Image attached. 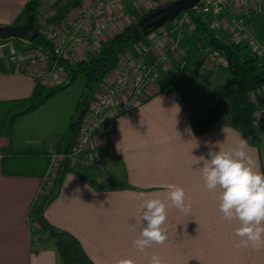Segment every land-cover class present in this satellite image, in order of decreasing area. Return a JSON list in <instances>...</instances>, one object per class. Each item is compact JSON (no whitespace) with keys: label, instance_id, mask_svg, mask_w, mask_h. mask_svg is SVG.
Segmentation results:
<instances>
[{"label":"crops","instance_id":"0c3cea01","mask_svg":"<svg viewBox=\"0 0 264 264\" xmlns=\"http://www.w3.org/2000/svg\"><path fill=\"white\" fill-rule=\"evenodd\" d=\"M29 1L0 0V25L18 26ZM100 1L44 0L35 20L38 32L52 29L62 33L71 28L82 11ZM152 8L149 4L141 9L126 7V17L95 39L91 35L98 22L81 29L78 34L87 38L91 47L81 45L63 60L74 66L96 56L115 35L152 12ZM248 27L264 42V13L253 15ZM20 43L8 40L0 45V103L30 98L37 85L51 88L37 75L46 69V64L32 66L23 61L19 50L9 51L12 46L8 45L17 48ZM23 43L30 49L25 53L28 58L34 48ZM132 49L126 50L121 59L132 54ZM119 65L97 88L95 102L116 77ZM163 79L164 87L160 85ZM226 82L225 69L207 67L199 54L188 63L172 62L162 73L152 97L118 117L104 135L93 137L91 146L100 154L99 164L90 162L85 153L70 154L67 147L62 154L49 152L47 157L35 158V162H43L39 173L6 175L2 164L9 161L12 168L21 160L15 157L23 146L35 141L26 140L23 145L16 136L10 141L1 133L0 264H59L54 243L45 236L36 243L33 235L31 213L42 196L50 197L43 210L46 220L75 236L94 264H117L125 258L134 264H150L153 255L160 257L163 264H264V247L238 246V221L224 218L219 208L221 189L209 191L202 177L200 157L208 159L209 150L229 151L243 137L231 124L227 102L218 96ZM263 97L264 88L251 93L255 106ZM66 109V105L56 104L37 114L43 124L41 130L57 139L67 124ZM30 115L33 114L17 120L13 129ZM257 133L259 148L248 145L246 151L255 167L264 172V120L257 126ZM55 161L59 168L66 165L97 184L111 187L96 189L72 171L59 187L55 186L54 178L46 177ZM174 186L184 190L189 213L180 211L168 199ZM150 198L166 204L167 240L140 252L133 243L142 229L138 213Z\"/></svg>","mask_w":264,"mask_h":264},{"label":"built area","instance_id":"2783aa9c","mask_svg":"<svg viewBox=\"0 0 264 264\" xmlns=\"http://www.w3.org/2000/svg\"><path fill=\"white\" fill-rule=\"evenodd\" d=\"M174 1L101 0L82 11L71 28H66L62 33L44 29L41 34L53 45L57 58L63 59L81 45L91 47L89 40L78 32L92 23L98 22L91 35V38L95 39L126 17V7L141 9L148 4L154 6L162 2H167L168 6ZM263 13L264 0H200L191 10L181 13L175 24L171 22L150 34L143 43L133 49L132 54L121 59L114 80L96 102L88 107L89 114L78 129V141L70 148V154L85 153L90 162L99 164L100 154L91 146L93 137L96 134L104 135L112 129L118 117L139 108L152 97L162 73L172 62L185 61L190 53L196 51L202 56L207 67L213 70L225 69L226 60L222 56L207 52L200 44L189 40L194 31L191 17L209 20L208 26L211 30L221 32L234 45L246 46L249 53L256 56L264 66V42L248 27L253 15ZM28 56L24 57L23 61L32 66L38 63L47 66L37 74L38 78L51 88L59 87L66 75L57 62L52 61L51 55L39 48L33 49ZM263 120L264 97L256 106V126L261 125Z\"/></svg>","mask_w":264,"mask_h":264},{"label":"trees","instance_id":"16d2710c","mask_svg":"<svg viewBox=\"0 0 264 264\" xmlns=\"http://www.w3.org/2000/svg\"><path fill=\"white\" fill-rule=\"evenodd\" d=\"M43 1L30 0L27 2L24 6L19 25L24 24L30 15H34L36 20ZM191 19L194 25V31L189 40L192 43L200 44L205 51L215 52L226 60L225 74L227 82L219 90L218 96L228 104L232 126L242 132L243 137L248 140V145L259 148L260 138L255 124L256 106L251 99V93L264 88V66L259 63L256 56L249 53L246 46L234 45L226 36L219 35L211 30L207 20L196 17H191ZM135 26L136 24H133L125 28L121 33L115 35L108 45L96 56L83 60L74 66L69 65L62 58H57L53 45L39 33L38 38L28 45L34 49L40 48L47 51L51 55L52 61L57 62V65L62 69L66 77H68V84L62 87L50 88L48 92L45 86L37 85L30 98L0 103V134L8 135L11 141L13 126L17 120L37 111L56 93L68 88L81 79L84 80V87L78 101V109L86 106L85 102L88 94L95 91L96 87L101 85L110 73L117 69L124 52L136 43ZM138 37L141 40L145 39L139 33ZM4 43L0 41V45ZM196 55V51L190 53L186 62L191 61V58ZM165 82L166 80L163 79L160 85L164 87ZM80 125V121H72L69 126V133L71 134L76 129H79ZM43 156L47 157V154L43 153V151L28 150L16 155L15 158L21 160L19 163H15L12 168L10 162L5 161L2 164L3 171L6 175L32 174L33 171L28 170V167L35 158L39 159ZM71 171L82 179L87 180L96 189L105 190L111 187L109 185L97 184L94 180L82 176L77 171L69 170L66 165L60 166L54 178L53 185L59 187L65 175ZM116 187L121 186L118 185ZM49 199V196L40 197L31 213L34 215L32 223L35 225L33 235L36 243L41 242V237L43 236L52 241L55 245L59 264H94L75 236L51 225L46 220L43 210Z\"/></svg>","mask_w":264,"mask_h":264},{"label":"clouds","instance_id":"9594fccd","mask_svg":"<svg viewBox=\"0 0 264 264\" xmlns=\"http://www.w3.org/2000/svg\"><path fill=\"white\" fill-rule=\"evenodd\" d=\"M176 113L180 111L175 106ZM248 140L241 137L235 148L224 151L209 150L208 159L202 161V177L209 191L221 189L220 211L226 220L238 221L235 235L240 238L238 246L264 247V172H260L252 157L246 151ZM143 196L144 194L141 193ZM172 204L185 214L190 205L185 203V193L180 187H173L168 194ZM142 225L139 237L133 242L138 251L143 252L152 244H164L167 233L166 204L157 198L144 201L138 213ZM117 264H134L129 258ZM150 264H163L160 257L153 255Z\"/></svg>","mask_w":264,"mask_h":264},{"label":"rangeland","instance_id":"374dc122","mask_svg":"<svg viewBox=\"0 0 264 264\" xmlns=\"http://www.w3.org/2000/svg\"><path fill=\"white\" fill-rule=\"evenodd\" d=\"M176 1H178V0H175L174 2H176ZM167 4H168L167 2H162L160 4L154 5L152 10L156 9L158 7H161V6H167ZM149 13H150V11H148V13H145V14L147 15ZM144 17H141L138 20V22L141 19H143ZM207 18H210V17H207ZM203 19L206 20V18H203ZM138 22H136L134 24L137 25ZM176 22H177V18L173 21L172 24H175ZM261 23H263V21H261ZM169 24H171V23H169ZM169 24H166L165 26H167ZM35 27H36L37 31L40 30L37 25H35ZM214 32L218 33L219 35L221 34V32H218V31H214ZM144 40L136 42L135 44H133L130 47V49H132V48L134 49V48L138 47L141 43H143ZM13 42L14 43H16V42L20 43L21 42V43L17 46V48H15L16 45H11V44L8 45V46H12L9 51L11 53H12V51H15V53H16V51L19 50L21 52L20 57L23 59L26 55L25 53L30 51V49L21 40H17V41H13ZM67 84H68V77H65L63 82H61V84L58 86L62 87V86H66ZM98 86L96 87V90H97ZM83 87H84V80L81 79V80L77 81L76 83L72 84L71 86H69L68 88L56 93L46 103L47 105L45 104L44 106H42L40 108L41 109L40 113H32L33 115H30L29 117H27V119L20 121L15 125V127L13 129V133H12V138H13V135L16 136V138H17V140H19V142H23V145H25L24 141H26V140L35 141L28 146H26V145L23 146V148H22L23 150L20 154H22L28 150H40V151H44L45 153L53 152V153H55V155H59V154H62L64 152L63 150H65L67 147L71 148L72 146H75L77 144L79 131H78V129H76V131H74L70 134L69 133L70 123L74 120L75 121L78 120V121L82 122L83 119H84L83 121L85 122V120L87 118L86 116H88V114H89L88 107L95 103L94 93L96 92V90L92 91L88 94V96L86 98V102H85L86 106H83V107L78 109V101H79L81 93L83 91ZM49 90L50 89H48V88L46 89L47 92ZM56 104H63V105L67 106V109H66L67 110V112H66L67 113V120H66V116L65 115L64 116H65V122H67L66 125H68V126L65 125L63 133L59 134L57 139L53 138V137H57L56 135H51V134L45 133L44 129L41 130V128L43 127V124H41L37 120V117H36V116H39L37 114L47 112L51 106H54ZM67 127H68V131H67ZM39 130H41V131L39 132ZM50 137H51V139H50ZM42 163H43L42 161H39V162L33 161L32 164H30V166L28 167V170L39 173L41 170ZM56 164H57V162L55 161L50 166L51 169L49 168L50 170L47 172V176H46L48 179L50 177L51 178L56 177L57 168H59Z\"/></svg>","mask_w":264,"mask_h":264},{"label":"water","instance_id":"95a60500","mask_svg":"<svg viewBox=\"0 0 264 264\" xmlns=\"http://www.w3.org/2000/svg\"><path fill=\"white\" fill-rule=\"evenodd\" d=\"M200 0H178L168 6L160 7L147 14L135 26L143 38L173 22L181 13L191 10ZM39 36L35 28V16L30 15L26 22L18 26H0V41L21 40L28 44L34 42ZM136 42L141 40L135 33Z\"/></svg>","mask_w":264,"mask_h":264},{"label":"flooded vegetation","instance_id":"af4514ba","mask_svg":"<svg viewBox=\"0 0 264 264\" xmlns=\"http://www.w3.org/2000/svg\"><path fill=\"white\" fill-rule=\"evenodd\" d=\"M135 33H136V34H138V33L140 34V31L135 29Z\"/></svg>","mask_w":264,"mask_h":264}]
</instances>
